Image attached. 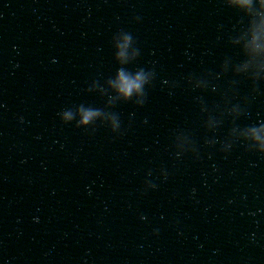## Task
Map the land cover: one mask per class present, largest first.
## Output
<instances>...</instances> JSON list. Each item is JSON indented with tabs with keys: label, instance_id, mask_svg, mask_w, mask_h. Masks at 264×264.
<instances>
[{
	"label": "water",
	"instance_id": "1",
	"mask_svg": "<svg viewBox=\"0 0 264 264\" xmlns=\"http://www.w3.org/2000/svg\"><path fill=\"white\" fill-rule=\"evenodd\" d=\"M0 103L264 137V0H0Z\"/></svg>",
	"mask_w": 264,
	"mask_h": 264
},
{
	"label": "clouds",
	"instance_id": "2",
	"mask_svg": "<svg viewBox=\"0 0 264 264\" xmlns=\"http://www.w3.org/2000/svg\"><path fill=\"white\" fill-rule=\"evenodd\" d=\"M122 81H123V86H122V90L125 92V93H130L131 90L133 88H136V87H139V84L136 83V82H129L127 81L126 78H124L123 76L121 77ZM139 79V78H138ZM87 119V117H86Z\"/></svg>",
	"mask_w": 264,
	"mask_h": 264
}]
</instances>
